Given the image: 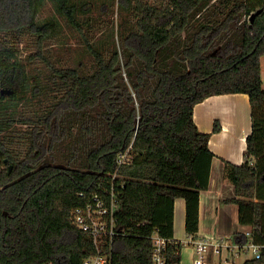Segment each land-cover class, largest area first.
I'll use <instances>...</instances> for the list:
<instances>
[{
  "label": "trees",
  "instance_id": "trees-1",
  "mask_svg": "<svg viewBox=\"0 0 264 264\" xmlns=\"http://www.w3.org/2000/svg\"><path fill=\"white\" fill-rule=\"evenodd\" d=\"M42 2L0 0V264H84L98 250L74 211L96 194L109 203L112 187L117 233L101 247L111 264H153L155 231L171 239L167 264L180 262L175 200L185 199L186 232L196 236L215 155L194 107L236 92L249 95L252 130L244 161L224 160L236 194L223 201L238 205L239 222L261 245L259 258L241 264H264V0H117L120 19L109 16L96 42L93 23L83 30L78 20L82 6L53 0L81 29L89 69L63 64L59 23L38 19ZM37 66L36 101L5 110ZM130 144L132 160L119 166ZM232 236L250 239L245 231Z\"/></svg>",
  "mask_w": 264,
  "mask_h": 264
},
{
  "label": "crops",
  "instance_id": "crops-1",
  "mask_svg": "<svg viewBox=\"0 0 264 264\" xmlns=\"http://www.w3.org/2000/svg\"><path fill=\"white\" fill-rule=\"evenodd\" d=\"M264 57V56H263ZM263 57L261 68L263 73ZM194 120L202 132H211L209 147L214 152L211 165L209 186L201 190L199 206V231L196 236L186 232V201L182 197L175 200L174 210V240L183 242L180 262L173 264H194L195 242L201 238L210 239L217 234L230 236L229 245L233 243V233L250 231L248 226L239 222L238 205L226 203L225 198L234 197L236 188L225 179V161L241 164L247 146V135L252 130L251 105L249 95L242 92L215 94L197 103L194 107ZM221 123V130L213 131L216 121ZM238 252L226 249L219 255L224 264H228L229 255ZM214 250L207 254V264H215ZM248 259V258H247ZM243 263V262H242Z\"/></svg>",
  "mask_w": 264,
  "mask_h": 264
},
{
  "label": "rangeland",
  "instance_id": "rangeland-1",
  "mask_svg": "<svg viewBox=\"0 0 264 264\" xmlns=\"http://www.w3.org/2000/svg\"><path fill=\"white\" fill-rule=\"evenodd\" d=\"M74 1L79 5V7L82 6L83 8L82 11L78 13V20L83 25L82 29L83 30L86 29L84 22L87 19H89L93 23L94 26L93 29H91L92 33L89 34V37L92 36L95 42L99 40L98 33L100 27L107 25V19L109 16L112 17L115 24L120 19L117 0H74ZM112 1L114 2L113 6L112 4H110ZM104 3H107L105 7H103ZM38 19L40 21L54 19L59 23L58 40L56 43V47L58 54L63 59V64L81 65L86 69H89L91 67L92 58L89 52L85 50L84 44L81 43L83 39L81 36L82 35L81 29L78 26L75 27L70 25L67 22V19L61 16L57 12L53 0H43L38 13ZM93 34L97 36L95 37L93 36ZM2 36L6 37L9 40L10 44L17 45L20 43L21 48L24 47L25 45V40L22 42L20 37L17 38L16 36L5 35V34H2ZM26 53H27L26 49L24 48L23 55H25ZM263 70H264V57H263ZM41 77H42V68L40 66H37L36 68L35 67L29 68L28 81L25 84L24 90L20 91L17 97H8L6 99L5 110L11 111L13 109H16V111L19 113L24 108L28 109L31 103H34V101H36L34 97L33 89L35 85L41 81ZM263 87H264V81H263ZM17 101H20L18 105H16ZM17 125L18 127H21V124H17ZM228 255H229L228 262H230L228 264H241L247 258L255 257L254 252L252 250L242 251L237 255H232L227 253V256ZM219 258H220L219 255L215 254L214 263L224 264V262H221Z\"/></svg>",
  "mask_w": 264,
  "mask_h": 264
},
{
  "label": "built area",
  "instance_id": "built-area-1",
  "mask_svg": "<svg viewBox=\"0 0 264 264\" xmlns=\"http://www.w3.org/2000/svg\"><path fill=\"white\" fill-rule=\"evenodd\" d=\"M132 160V144L126 150L119 153L117 162L118 165L128 163ZM117 174H113L116 177ZM117 208V198L114 194V188H111L110 202L101 198L98 194L94 195L93 201L86 203L84 207H78L74 211V217L77 224L85 231L90 232L98 252L86 258L84 264H111V254L102 253L101 247L108 237H112L117 233L115 228L114 212ZM249 240L246 243L233 242L229 245L228 240L230 236L225 234H217L215 237L206 239L201 238L195 242V259L194 264H207V254L209 249H213L215 253L222 254L226 249L236 250H252L255 257L261 256V245L257 244L253 238L251 231H247ZM154 248H153V264H167L166 247L171 241L157 231L152 235ZM45 264H55L53 261Z\"/></svg>",
  "mask_w": 264,
  "mask_h": 264
},
{
  "label": "water",
  "instance_id": "water-1",
  "mask_svg": "<svg viewBox=\"0 0 264 264\" xmlns=\"http://www.w3.org/2000/svg\"><path fill=\"white\" fill-rule=\"evenodd\" d=\"M261 11V9H259L258 11L254 12L252 15H251V21H253L254 17L256 16V14H258L259 12Z\"/></svg>",
  "mask_w": 264,
  "mask_h": 264
}]
</instances>
